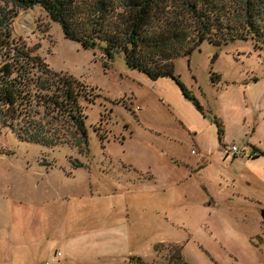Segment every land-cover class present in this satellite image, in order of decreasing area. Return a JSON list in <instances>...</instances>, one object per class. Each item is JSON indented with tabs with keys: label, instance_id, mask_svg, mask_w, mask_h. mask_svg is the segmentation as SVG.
I'll return each instance as SVG.
<instances>
[{
	"label": "rangeland",
	"instance_id": "rangeland-1",
	"mask_svg": "<svg viewBox=\"0 0 264 264\" xmlns=\"http://www.w3.org/2000/svg\"><path fill=\"white\" fill-rule=\"evenodd\" d=\"M16 10L14 43L99 96L80 99L85 143L62 121L48 147L0 124V264H174V249L264 264V47L204 40L175 59L199 111L172 78L83 48L39 6Z\"/></svg>",
	"mask_w": 264,
	"mask_h": 264
},
{
	"label": "trees",
	"instance_id": "trees-1",
	"mask_svg": "<svg viewBox=\"0 0 264 264\" xmlns=\"http://www.w3.org/2000/svg\"><path fill=\"white\" fill-rule=\"evenodd\" d=\"M0 0V124L21 140L42 146L64 141L55 124L72 126L85 143L86 113L80 99L93 103L88 85L54 71L39 56L15 44L16 8L41 7L64 37L85 49L99 48L156 80L169 77L185 99L199 100L175 73L174 61L207 40L216 46L252 40L264 47V0ZM217 58V54L212 61ZM216 78V76H215ZM212 77V80L215 79ZM79 145V144H78ZM174 264H186L173 250Z\"/></svg>",
	"mask_w": 264,
	"mask_h": 264
},
{
	"label": "built area",
	"instance_id": "built-area-1",
	"mask_svg": "<svg viewBox=\"0 0 264 264\" xmlns=\"http://www.w3.org/2000/svg\"><path fill=\"white\" fill-rule=\"evenodd\" d=\"M241 153H242L241 149L239 147H237L236 145H230L224 151V154L227 156H234V155H238ZM59 255H60V253H57L55 257H58ZM44 264H59V260H56V258L51 259L49 261H46Z\"/></svg>",
	"mask_w": 264,
	"mask_h": 264
},
{
	"label": "water",
	"instance_id": "water-1",
	"mask_svg": "<svg viewBox=\"0 0 264 264\" xmlns=\"http://www.w3.org/2000/svg\"><path fill=\"white\" fill-rule=\"evenodd\" d=\"M263 217H264V212H263Z\"/></svg>",
	"mask_w": 264,
	"mask_h": 264
}]
</instances>
